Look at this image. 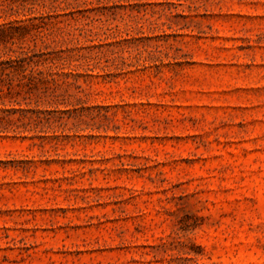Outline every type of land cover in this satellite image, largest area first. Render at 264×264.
<instances>
[{
  "label": "rangeland",
  "instance_id": "374dc122",
  "mask_svg": "<svg viewBox=\"0 0 264 264\" xmlns=\"http://www.w3.org/2000/svg\"><path fill=\"white\" fill-rule=\"evenodd\" d=\"M18 22L97 117L0 136V264H264V0H0Z\"/></svg>",
  "mask_w": 264,
  "mask_h": 264
},
{
  "label": "trees",
  "instance_id": "16d2710c",
  "mask_svg": "<svg viewBox=\"0 0 264 264\" xmlns=\"http://www.w3.org/2000/svg\"><path fill=\"white\" fill-rule=\"evenodd\" d=\"M28 27L22 22L0 25V136L29 139L32 146L49 144L57 150L63 142L83 137L85 119L97 116L78 96L83 90L77 73L53 67L46 53L21 48L17 54L13 49L30 35Z\"/></svg>",
  "mask_w": 264,
  "mask_h": 264
}]
</instances>
